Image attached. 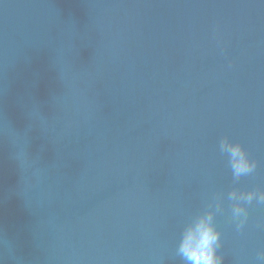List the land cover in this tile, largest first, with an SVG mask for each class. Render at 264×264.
<instances>
[{
	"label": "water",
	"instance_id": "1",
	"mask_svg": "<svg viewBox=\"0 0 264 264\" xmlns=\"http://www.w3.org/2000/svg\"><path fill=\"white\" fill-rule=\"evenodd\" d=\"M233 189L264 190V0H0V264H183L216 200L223 264H264Z\"/></svg>",
	"mask_w": 264,
	"mask_h": 264
},
{
	"label": "clouds",
	"instance_id": "2",
	"mask_svg": "<svg viewBox=\"0 0 264 264\" xmlns=\"http://www.w3.org/2000/svg\"><path fill=\"white\" fill-rule=\"evenodd\" d=\"M219 151L227 155L234 181L253 173L257 167V162L249 157L244 147L227 137L220 140ZM228 199L232 202L231 219L237 230H241L248 220V205L253 202L264 204V190L233 189L228 193ZM211 207L209 205L210 209ZM221 211L222 204L216 200L214 210L198 214L184 227L177 248L183 264H223L224 256L218 252L222 246L221 232L215 223V215ZM257 255L264 262V249Z\"/></svg>",
	"mask_w": 264,
	"mask_h": 264
}]
</instances>
